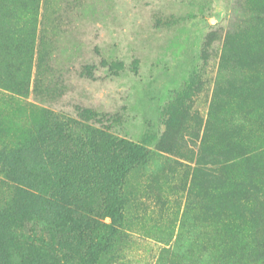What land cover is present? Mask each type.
<instances>
[{
	"label": "rangeland",
	"instance_id": "rangeland-1",
	"mask_svg": "<svg viewBox=\"0 0 264 264\" xmlns=\"http://www.w3.org/2000/svg\"><path fill=\"white\" fill-rule=\"evenodd\" d=\"M55 123L94 248L31 211ZM255 181L264 0H0V264H264Z\"/></svg>",
	"mask_w": 264,
	"mask_h": 264
},
{
	"label": "trees",
	"instance_id": "trees-1",
	"mask_svg": "<svg viewBox=\"0 0 264 264\" xmlns=\"http://www.w3.org/2000/svg\"><path fill=\"white\" fill-rule=\"evenodd\" d=\"M63 126L66 125L55 123L53 124L52 131L50 133H48V130H45L39 135L41 137L42 144L47 143V148H52L51 152L48 153V157L50 159H53L54 156L61 158L59 160V165L53 168L49 167L48 163H45L43 159H41V163L39 162L37 171L38 178L40 179V190L39 195L36 198L37 204L31 211L32 213L34 211V214L38 216V219L42 221V223L44 222L46 225L50 226L56 224L58 227L64 228L65 234H74L75 238L73 242L77 248H94L95 243L93 239H86L85 236H83L84 232H81L83 229L79 231L76 224L77 219H74V216L77 215L78 211H80L78 207H80L81 203L75 202L69 205L67 204L68 189L70 186H76V184H74L76 182L73 183L74 179L72 177V173L70 175V164L68 161L62 160L68 152L65 148V142H62V139L65 138V136H62L64 130ZM55 137L57 139L56 142L54 141ZM121 146L123 150L128 149V160L136 159L137 155L135 154V146L127 144H122ZM65 162H67L66 165H64ZM50 168H52V171L49 170ZM60 169L61 171H59ZM110 169L113 168H109V170L103 168L94 169L88 178L100 181L102 189L106 190L107 194L112 197L110 207L107 211V216L112 220L116 213L113 205L115 199L114 196H112L114 193L112 183L114 180L119 178V175L117 176L115 172ZM250 191L253 193L261 191V193H264V184L260 181H255V184L254 186H251ZM204 207L208 210L210 209L207 205H204ZM86 223L90 227L101 226L88 219H86Z\"/></svg>",
	"mask_w": 264,
	"mask_h": 264
}]
</instances>
